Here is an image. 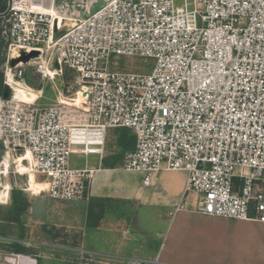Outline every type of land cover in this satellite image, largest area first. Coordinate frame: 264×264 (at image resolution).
I'll use <instances>...</instances> for the list:
<instances>
[{"label":"built area","instance_id":"obj_1","mask_svg":"<svg viewBox=\"0 0 264 264\" xmlns=\"http://www.w3.org/2000/svg\"><path fill=\"white\" fill-rule=\"evenodd\" d=\"M48 18L26 0L6 1L0 39L38 53L12 75L34 66L49 81L65 67L85 95L82 109L0 98V143L30 151L50 199L86 198L90 172L71 168L70 157L101 158L108 132L126 129L135 147L122 168L143 174V186L162 171L186 174L175 211L191 196L199 215L264 223V0H113L54 42ZM120 57L149 59L152 70L118 71L110 60ZM69 109L85 118L69 122Z\"/></svg>","mask_w":264,"mask_h":264},{"label":"crops","instance_id":"obj_2","mask_svg":"<svg viewBox=\"0 0 264 264\" xmlns=\"http://www.w3.org/2000/svg\"><path fill=\"white\" fill-rule=\"evenodd\" d=\"M134 147L135 137L130 131L112 129L107 135L103 157L84 160L78 169L90 172V178L86 198L81 201L82 209L33 208L30 191L24 190L26 184L23 188H13L8 181L1 182V178L9 173L6 176L1 174L0 207L3 208L0 226L7 224L8 229L4 234L0 228V238L7 239L10 250L14 251L8 255L0 251V255L10 256L14 262L21 257L29 264H49L45 261H51L53 257H48L46 250L65 247L48 242L47 229L58 231L71 227L86 228L84 247L90 258L102 260L103 264H123L133 259L153 262L156 258L158 264H255L256 254L264 264V241L255 246L249 238L245 243L228 240L233 239L231 227L264 232V223L199 215L194 212L191 196L175 211L182 199L186 174L162 171L152 178L149 186H143V174L122 168L124 156ZM8 149L5 169L9 172L13 167L15 172H22L23 167L15 164L10 156V152L15 151L10 146ZM16 153L21 156L23 152ZM21 174H18L19 181L28 177ZM89 204L125 206L128 209L122 216L110 211L106 215V211L93 207L89 215ZM88 216L92 218L89 220ZM40 248L46 252H41L40 256L32 254V250ZM76 251L82 250L77 247ZM59 261L63 263V260L56 259Z\"/></svg>","mask_w":264,"mask_h":264},{"label":"rangeland","instance_id":"obj_3","mask_svg":"<svg viewBox=\"0 0 264 264\" xmlns=\"http://www.w3.org/2000/svg\"><path fill=\"white\" fill-rule=\"evenodd\" d=\"M6 1L7 0H0V6L6 9ZM107 0H26V2L30 5H38L42 9L44 8H51L52 6H55L56 9L59 11H67L68 15H71L73 19L79 18V16L84 17L87 14V11L93 12L94 10L100 8L103 6V4ZM181 0H176V4L180 5ZM66 4V5H65ZM63 8V9H62ZM69 11V12H68ZM75 14V15H74ZM49 19V18H48ZM50 20V19H49ZM13 48H9L8 43H5L4 40L0 39V98H3V93L7 89L4 85L5 81V74L9 71L11 74L14 75L15 72H17V66L18 64L13 65V61L15 58L14 50ZM12 54V55H11ZM115 61L117 63L116 68L118 71L121 72H132L136 74H144L147 75L151 72L153 67V62L149 59H143V58H117L110 60ZM17 65V66H16ZM16 81L21 82L30 88H32L35 91H40V98L37 99L34 103H32V106L43 109L46 107H49L51 105H54L58 102L59 98H62V100H72V99H80L78 96V93L74 96V94L80 90V86L77 85V78L76 74L65 67H63V72L60 76H56L52 78L51 80H40L38 75L35 73V67H26L23 71V75L18 78H14ZM18 104V103H16ZM79 114H76V112L72 109L67 110L66 112V120H69V122H72V118L68 117H75L76 121L83 120L85 118L82 113L78 112ZM79 119V120H78ZM1 130V128H0ZM105 149V148H104ZM104 155V150L101 153V158ZM10 156L12 157V161L16 162L15 164H19L20 167H22V160L16 159L18 154L16 152H10ZM100 153L96 152H84L80 153V156L72 155L70 157V167L71 168H81L83 166L84 160H87L88 158L97 157L100 158ZM18 167V166H17ZM19 167V168H20ZM18 169V168H16ZM21 170L24 171H31L29 165L26 167L21 168ZM7 171V170H6ZM6 171L0 170L2 174L5 176L8 175ZM9 175L6 177L1 178V182L8 181L13 188H23L24 183L26 184L25 189L26 191H30L29 195H31L32 198V207L33 208H44V209H76L80 207L79 209H82V203L81 201L85 200H78L74 202H55L48 198L46 194V178L41 175L35 173V176L26 174L28 177L21 178V181H19L18 174L20 176L19 171H16L13 169V167H10V171L8 172ZM17 173V174H16ZM1 175V174H0ZM30 176V177H29ZM27 178V180H26ZM25 179V180H22ZM25 181V182H23ZM88 186V183H87ZM87 195V192L85 196ZM84 203V202H83ZM97 207L101 208L102 211H106V215L109 214V211L111 214H122V216H125L126 208L125 206H112L107 204L102 205H93L89 204L87 206L89 215L91 214L92 208ZM3 207H0V214ZM85 208V206H84ZM102 212V213H103ZM102 216L104 214H101ZM100 216V217H102ZM89 220L92 218L88 216ZM99 218V217H98ZM234 224V223H233ZM0 228L4 231V234H6V230L8 229V225H1ZM234 234H230V236L233 237V239L228 238L229 241L234 243H245L246 240H253L254 245L257 246L258 243L264 241V232H260L258 230H253L249 232L248 230H242L237 227H231ZM86 229V228H85ZM85 229H79V228H71L66 227L64 229H59L58 231L47 229V241L52 243H57V245L64 246L65 248H60L59 250L53 249L54 251L47 249L46 251L49 253V256H52L53 259L51 261H45L49 264L54 263H60V264H103L102 260H94V257H89V254L87 252V249L85 248V242L87 240V237L84 236ZM0 233L1 230H0ZM84 233V234H83ZM87 234V233H86ZM5 236V235H2ZM249 238V239H248ZM85 246V247H84ZM10 244L8 243L7 239H1L0 238V251L3 255L13 252L14 250H10ZM77 247L81 248V252L79 253L76 251ZM84 247V248H83ZM43 249H37L32 250V254L41 255V252H46ZM0 255V264H18V261L14 262V259L10 258V256H3ZM259 255L256 254L255 264H261L259 260ZM56 259L63 260V263L61 261L56 262ZM91 259V261H89ZM101 262V263H100ZM118 264V263H114ZM121 264V263H119ZM124 264V263H123ZM146 264H152L151 262H148Z\"/></svg>","mask_w":264,"mask_h":264},{"label":"bare ground","instance_id":"obj_4","mask_svg":"<svg viewBox=\"0 0 264 264\" xmlns=\"http://www.w3.org/2000/svg\"><path fill=\"white\" fill-rule=\"evenodd\" d=\"M110 1H113V0H107L106 2L108 3ZM32 6H33V9L39 10L41 13L50 17L51 23H52V28H53V32H52V35L50 38L51 42H54L55 29L58 32L64 31V30H66V26H68V24L70 22L75 21V19H73L71 15H68L67 11H59L58 9H56L55 6H52L51 8H44V9H42L38 5H32ZM87 13H89V10L87 11ZM33 52L37 53V51H33ZM14 55H15L14 60L19 61L17 64L18 65L21 64L22 63L20 61L21 53L16 52V53H14ZM5 79H6L7 83L10 85V90H9L10 97L15 101V103L32 104L37 99L40 98V96H39L40 91L39 90L35 91L32 88H30L29 86H27L21 82L16 81L14 79L13 75L9 71L6 73ZM77 93H78V96L80 97V99L62 100V98H59V101L61 103H65V104H68L71 106H76L77 108L82 109V103L85 99V95L83 94V91L78 90L74 94V96ZM8 152H9V149L6 151L4 150V152L0 155V170L6 171L5 161H6V158L8 156ZM16 154H18V153H16ZM17 159L22 160V167H26L27 165H29V167L31 169V171L22 170V172H20V173H22L21 175L27 174V173L30 175H35V173H34V160H33L32 154L30 153V151L27 148L23 151L22 155L19 156ZM6 173L8 174V171H6ZM0 174H2V173L0 172ZM17 261H18V264H29L26 259L21 258V257H18Z\"/></svg>","mask_w":264,"mask_h":264},{"label":"water","instance_id":"obj_5","mask_svg":"<svg viewBox=\"0 0 264 264\" xmlns=\"http://www.w3.org/2000/svg\"><path fill=\"white\" fill-rule=\"evenodd\" d=\"M95 11V10H94ZM93 11V12H94ZM55 37L57 38V37H60V36H62L63 35V32H58L56 29H55ZM38 56V53H36V52H32L31 54H29V55H25V54H21V58H20V61L23 63V64H25V63H27L30 59H32V58H36ZM19 61H17V60H14L13 61V65L14 64H16V63H18ZM55 69L56 70H58L59 69V67H58V65H57V63L55 64ZM9 96H10V92H9V90L8 89H6L5 91H4V93H3V98L4 99H8L9 98ZM4 152V147L1 145V143H0V155L2 154Z\"/></svg>","mask_w":264,"mask_h":264},{"label":"trees","instance_id":"obj_6","mask_svg":"<svg viewBox=\"0 0 264 264\" xmlns=\"http://www.w3.org/2000/svg\"><path fill=\"white\" fill-rule=\"evenodd\" d=\"M4 8L0 6V13H3L4 12Z\"/></svg>","mask_w":264,"mask_h":264}]
</instances>
